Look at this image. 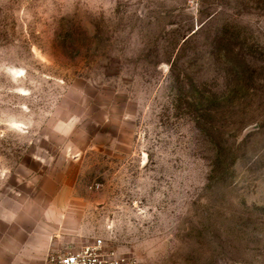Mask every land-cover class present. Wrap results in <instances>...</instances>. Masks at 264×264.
Wrapping results in <instances>:
<instances>
[{
    "label": "rangeland",
    "instance_id": "obj_1",
    "mask_svg": "<svg viewBox=\"0 0 264 264\" xmlns=\"http://www.w3.org/2000/svg\"><path fill=\"white\" fill-rule=\"evenodd\" d=\"M97 242L264 264V0H0V264Z\"/></svg>",
    "mask_w": 264,
    "mask_h": 264
},
{
    "label": "built area",
    "instance_id": "obj_2",
    "mask_svg": "<svg viewBox=\"0 0 264 264\" xmlns=\"http://www.w3.org/2000/svg\"><path fill=\"white\" fill-rule=\"evenodd\" d=\"M46 264H142L137 259L106 251L102 243L97 242L79 250L49 255Z\"/></svg>",
    "mask_w": 264,
    "mask_h": 264
}]
</instances>
